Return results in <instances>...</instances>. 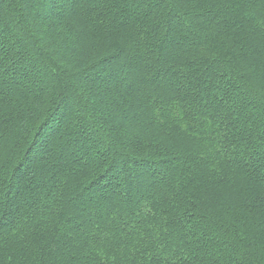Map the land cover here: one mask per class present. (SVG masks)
I'll list each match as a JSON object with an SVG mask.
<instances>
[{
	"label": "trees",
	"instance_id": "1",
	"mask_svg": "<svg viewBox=\"0 0 264 264\" xmlns=\"http://www.w3.org/2000/svg\"><path fill=\"white\" fill-rule=\"evenodd\" d=\"M0 264H264V0H0Z\"/></svg>",
	"mask_w": 264,
	"mask_h": 264
}]
</instances>
